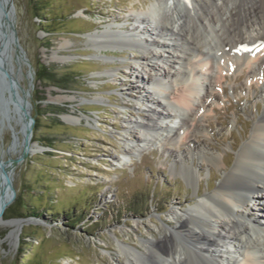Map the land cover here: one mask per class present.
I'll return each mask as SVG.
<instances>
[{"label":"rangeland","instance_id":"rangeland-1","mask_svg":"<svg viewBox=\"0 0 264 264\" xmlns=\"http://www.w3.org/2000/svg\"><path fill=\"white\" fill-rule=\"evenodd\" d=\"M150 2L13 0L16 32L33 74L22 61H12L11 68L19 85L17 98H27L33 106L34 129L30 155L5 166L8 184L0 182V197L6 200L0 214V264H124L119 246L141 248V238L156 235V225L173 223L171 212L181 213L196 198L193 184L170 171L171 153L179 148L169 142L170 135L163 132L147 146L134 145L135 137L144 135L138 124L146 121L150 108H157L155 98L171 99L182 87L177 81L169 83L168 97L161 99L148 85L153 71L138 59L144 45L133 38L137 34L130 32L135 24L129 15ZM114 22L135 39L134 46L120 47L112 41L95 49L90 34L115 28ZM142 37L151 40L148 34ZM149 49L165 58L162 48ZM150 60L156 71L162 70L159 59ZM129 64L136 70L133 76ZM223 84L221 106L228 109L211 115L212 128L204 142L231 165L237 148L229 147L245 139L240 132L257 117L256 104L260 110L264 90L255 91L244 80ZM140 96L147 105L137 101ZM11 110L9 120L0 124L3 160L12 133L11 158L25 144L23 120ZM183 157L194 169L202 193L219 182L222 167ZM260 193L263 205L264 191ZM250 203L254 207L251 201L246 208ZM27 218L32 221L27 223ZM233 257L228 256L231 262Z\"/></svg>","mask_w":264,"mask_h":264},{"label":"bare ground","instance_id":"bare-ground-1","mask_svg":"<svg viewBox=\"0 0 264 264\" xmlns=\"http://www.w3.org/2000/svg\"><path fill=\"white\" fill-rule=\"evenodd\" d=\"M130 17L135 24L130 32L144 45L138 59L153 71L154 78L147 80L154 94L166 99L169 83L182 84L171 99L155 98L157 108H150L146 121L138 124L144 135L135 137V148L163 132L170 135L163 138L179 147L171 153L170 171L193 184L196 198L181 213L171 212L173 223L156 225V235L141 238V248L119 246L124 264H264V204L259 199L264 187V96L260 110L256 104L257 117L240 132L245 136L241 145L235 141L229 147L237 148L231 165L224 154L211 152L204 142L212 128L211 115L228 109L221 106L224 82L244 80L255 91L264 90V0H151ZM114 23L116 29L90 34L88 40L95 49H104L112 41L120 47L134 46L135 39ZM149 47L162 48L165 58L161 60V54ZM148 57L159 59L162 70L156 71ZM126 67L131 76L136 73L132 64ZM135 78L139 80L138 75ZM242 91L246 92L245 87ZM137 101L147 105L142 96ZM184 144L186 149H181ZM123 154L130 157L126 150ZM186 155L193 162L198 159L224 169L211 190L200 191ZM250 199L254 207L248 209ZM5 202L0 197V214ZM232 255H236L234 262L228 258Z\"/></svg>","mask_w":264,"mask_h":264},{"label":"water","instance_id":"water-1","mask_svg":"<svg viewBox=\"0 0 264 264\" xmlns=\"http://www.w3.org/2000/svg\"><path fill=\"white\" fill-rule=\"evenodd\" d=\"M26 56V51L20 43L19 37L16 32L13 0H0V124L2 125V121L7 122L9 120V115L12 112V108L16 109L15 113L17 115V119L19 121L23 120L22 122L24 123V130L23 132H21V136L25 143L22 152L18 156L11 158L8 152V148L12 144V141L14 139V135L12 133V141L10 142V145L7 147L6 150L7 159L3 160V156L0 154L1 183L7 182L8 184L4 167L13 163H21L25 158H27L28 155H30V152L32 150L30 145L33 143V106L31 102L27 100V98H17V88H19V85L17 82V77L14 76L11 68L12 61L15 63L22 61L28 68V70L31 72V63L28 57ZM19 92H21V89H19ZM21 130L22 129H20V131ZM1 186L2 185L0 184V195L3 193ZM3 189L6 188L3 187ZM5 205L6 203L2 205V210L4 209ZM24 220H26L27 223L32 221L31 218H27Z\"/></svg>","mask_w":264,"mask_h":264},{"label":"trees","instance_id":"trees-1","mask_svg":"<svg viewBox=\"0 0 264 264\" xmlns=\"http://www.w3.org/2000/svg\"><path fill=\"white\" fill-rule=\"evenodd\" d=\"M43 78H45L44 76H43ZM36 126H35V128H37V126H38V122L35 124ZM62 212H64V210H62V209H60Z\"/></svg>","mask_w":264,"mask_h":264}]
</instances>
